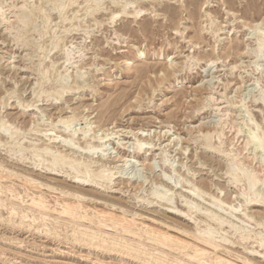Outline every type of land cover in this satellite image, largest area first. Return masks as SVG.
Listing matches in <instances>:
<instances>
[{
  "label": "rangeland",
  "instance_id": "rangeland-1",
  "mask_svg": "<svg viewBox=\"0 0 264 264\" xmlns=\"http://www.w3.org/2000/svg\"><path fill=\"white\" fill-rule=\"evenodd\" d=\"M62 1L0 0L3 12V16L0 14V122L21 133L18 138L24 147L31 141L44 144L37 141V133H50L58 139H66L74 133L80 139L105 137L104 153L110 155L111 162L118 157L135 162L134 167L129 164L124 170L120 168L123 162L110 164V168L114 165L121 171L112 170L120 172L114 177L129 175L131 180L141 181L138 185L142 184L143 190L134 193L128 188L123 190H128L125 194L97 192L105 200L121 202L129 212L143 214L147 219L180 221L164 213L165 208L159 204L154 205L150 194L167 189L164 185L160 187L162 181L170 183L169 186L179 182L177 186L183 190L188 189L186 183L190 180L219 201L239 209L244 204L240 193L246 188V182L235 185L224 175L226 155L231 156L230 152L232 156L237 152L235 158L244 163L246 169L253 168L257 172L260 179L257 188L264 194V49L258 56L254 53L257 39L264 41V0H128L132 3L128 5L130 10L143 9L145 16L134 20L120 18L118 14L113 22L112 15L121 12V5L127 0H120L119 5L111 0H98L101 5L98 12H93L95 14L89 13L95 8L91 0L89 3L87 0ZM23 4L24 9L31 12L26 29L24 25V29L21 28L22 23L20 27L18 20L15 22V14L20 15L21 11L17 10ZM66 52L70 54L69 61H66ZM78 74L82 75L78 79L84 78L85 87L65 93L58 100L64 80L61 76L68 75L64 82L70 87L76 75L80 77ZM54 92L57 93L54 95ZM209 95L213 99L210 100ZM50 96L56 100H51ZM29 104L44 109L43 116L30 110L32 107L26 110L24 106ZM59 120H67V125L58 123ZM240 128L242 134L237 131ZM247 130L249 135L254 131L258 137L263 135L262 149L255 150L253 145L244 148L249 136ZM206 131L211 134L210 138L209 134L204 138ZM135 139L150 143L151 149L143 151L146 152L144 158L143 155L132 158ZM3 140L5 138L0 136L3 165L14 171H25L30 178L44 184L57 186L61 182L70 187L61 177L39 175L21 164L10 167L16 156L7 152L9 148ZM206 142L211 148L206 149ZM76 143L84 147L82 141ZM52 149L64 150L59 145ZM24 154L30 158L29 152ZM120 178L115 179V186L121 182ZM12 182L19 199L25 203L32 194H42L51 204L53 195L56 196L45 187L34 189L21 179H12ZM24 188L28 190V198ZM83 190L95 192L88 187ZM177 192L179 189H174L169 195L174 198V205L183 209ZM141 197L153 201V205L142 202ZM198 203L209 209L215 208L216 202L204 197ZM244 212L254 220L248 222L239 213L236 217L243 222L238 225L264 234V205L254 203ZM148 222L145 224H150ZM42 225L40 221L31 223L28 218L10 219L7 211L0 207V264H143L116 253L73 243L71 229L57 228L45 233ZM254 262L264 264L257 256Z\"/></svg>",
  "mask_w": 264,
  "mask_h": 264
},
{
  "label": "bare ground",
  "instance_id": "bare-ground-1",
  "mask_svg": "<svg viewBox=\"0 0 264 264\" xmlns=\"http://www.w3.org/2000/svg\"><path fill=\"white\" fill-rule=\"evenodd\" d=\"M91 1L94 5L93 7L95 8L93 9L91 8L89 10L90 14H92L94 11H97L98 6L101 5L99 3L101 0L100 1L91 0ZM111 2H113V4L115 5L117 4L119 5L120 0L119 1L111 0ZM51 3L53 4V2ZM113 4L112 6H114ZM130 4L132 3H130L129 1L125 2L124 5H121L120 3L122 7L121 12L118 13L115 12V14L112 15V18L110 17L111 21L113 22V20L118 17V14L121 15L120 18L134 19V20L145 16V10L143 9L134 8L130 10V7L128 8V5ZM23 6L24 4L20 6V10L19 8L17 10V11H21L20 15L14 13L16 16L18 15L17 17L15 16V18H17L15 19V22H17L16 20H18L19 24L22 23V27L20 24V27L22 29H24L23 25L25 26L27 23L30 22L31 19V12L26 11ZM30 7L31 6H29V8ZM60 8L62 9L61 6ZM60 8L57 6V9ZM21 9H24L25 12L24 10ZM2 13L0 11L1 15ZM85 16H87V14ZM208 16L210 15L208 14ZM209 22L211 23L212 21L209 19ZM33 23L34 22L32 21V24ZM20 27L19 29H21ZM26 27L27 26H25V29ZM257 27L255 28L258 29ZM254 40L256 42V39ZM256 43H257V48H255V52L252 50L254 48H252L251 50L255 53L256 56H258L259 54H261V51L264 49V41H262L261 38H258ZM69 56L70 54L67 53L66 61L70 60ZM140 57L141 56L139 54L138 58ZM64 76H61V79L63 77L65 80V78L68 75L65 77ZM78 76L80 77H77L76 75L75 77L76 80L74 79L75 81L73 82V85L70 87H67L69 83L66 82L65 84L64 80L62 82V80L59 79L61 80L62 84L65 85L63 86L61 84L62 92H60V94L58 93L59 95L57 96L59 97L58 100H60L61 96H64L65 93L68 94V92L71 93L74 92L75 90L78 91L82 89L81 87L86 85L84 83L85 81H83L84 78H82L83 80L81 79L82 82H79L80 79L78 78H81L82 75L78 74ZM54 84H52V86ZM175 86L177 85L175 84ZM56 93L54 92L53 94L55 95ZM36 94H38V92ZM49 98L51 99V96ZM209 99L211 100L213 98L210 96ZM51 100H56V99L53 98ZM205 101L207 102L208 100ZM21 103L24 104V102L22 101ZM24 107L26 108V110L28 107H32L33 109L30 110L32 111L35 110L36 112L38 111L39 114L37 115H41L45 111L41 107L39 108L37 105L29 104ZM246 111L247 109L245 110V112ZM42 116L43 114L41 115V117ZM38 119L40 120L41 118ZM72 120H74V118ZM67 122H68L67 120L58 121V123L62 125L64 124V126ZM70 123L72 124V121H70ZM17 130H19V128ZM237 131L240 133L242 130L240 128ZM198 132L200 135L201 130H199ZM238 132H236V134H239ZM249 132L251 133V131ZM19 133L20 132L14 131L10 127H7L6 124H4L3 122H0V136L5 138L6 140L5 145H8L9 148V151L7 152H9L10 155L16 156L15 161L14 159L11 160L12 164L10 165V167H12L13 165L19 166L21 164L23 168H26L32 172H38L39 175L42 174V175H53V176L61 177L63 178V181L70 183V187L68 185H62L61 182L57 186L56 184L55 186H51L48 185V183L47 184L41 183L38 181V179L36 180L33 179L32 177L30 178V175L26 174L25 171L18 172L20 169L18 171H14V169L12 170L6 167V165H3L2 162H0V207H2V209L4 208V210L7 211L10 219L11 218L13 219V217H17L20 221H23L28 218L31 221V223L34 222L36 223V221H40L41 223H43L41 227H44L46 229L45 233L56 231L57 228H63L65 230L71 229L70 237L72 238L73 243L83 244L88 246L89 248L98 249L106 253H116L121 256H125L129 259L135 260L137 262H141L143 264H257L254 262V257L256 256L257 258L263 260V262L261 263H264L263 232L261 231L255 232L246 225H238V222H243V221L240 218L236 217L237 214L241 213V215H243L248 222H252L254 220V217L252 215L249 216L248 215L249 213L246 214L244 211L247 209L249 205L253 206L254 203L264 205V194L257 188L258 183L260 185L259 182L260 179L258 178L257 172L253 170V168L252 170H250L249 167H248L249 169H246V167H244L243 165L244 163L242 164L239 159L237 160L235 158L234 155L237 152L236 153L233 152L234 153L233 156L231 152L229 153V155L231 154V156L226 155V157H228V161L226 162L227 168H225L226 171L224 170L225 171L224 175H226L228 178H231L232 180H230V182L231 181L234 182L235 185L241 181L246 182V188L243 189V191H241L240 193V197L243 198L244 204L239 206V209H233L230 203L221 200L219 201L217 197L215 198L213 195L205 192L201 187L196 186V184L191 182L190 180H188L186 183L188 185V189H184L183 186H181L183 190L178 188L177 185L179 184V182L174 183L173 186H169L170 183L168 185V182L161 180L162 182L160 187L164 185L165 187H167V189H165L163 193L154 191L150 195L153 196V200L155 202L154 205L159 204L160 207L165 208L163 212L179 219L180 221L178 223V220L167 222L166 220L157 219V218L147 219L143 214H138L136 212H129L127 209L124 208L125 205H123V203L116 202L115 200L112 199L105 200L103 197L99 195L97 191H101V192L106 191L107 193H114V194H120V193L125 194V192H127L128 190H126L125 192L123 190L128 188H131V190H133L134 193L143 190L142 184L138 185L140 184L141 181L137 182V179L131 180V178H128L129 175L126 178H120L119 176L114 177V175L118 173L119 168L114 165L112 168H110L109 167L110 164L116 162H123V165L120 168L124 170L125 167L127 168V166H130L129 164H131L134 167L135 162L130 159L120 160L121 159L120 157H118V159L115 157L117 160L115 159V161L111 162L110 155H106L104 153L106 152V149L103 147L106 142H102V141L105 139V137L96 139L97 138L96 136H94L93 138L91 137L86 138V136H83L82 139H80L78 137H75V133H74V134H69V136L66 139L63 138L58 139L59 137L53 136L50 133L47 134V133L36 132L38 134V135L36 134L37 141H43L44 144L38 145L31 141L29 144H27L28 146L24 147L21 144L22 141H20L18 138ZM52 133L54 134V132ZM85 133L86 132L83 131V134ZM208 134H209L208 131H206V133H204V138H206ZM247 134H248V130H247ZM210 135L211 134H209L208 136L209 138ZM244 135L247 136L246 134ZM262 137L261 136L258 137L254 131L249 136H247V142L244 148H246V146L248 147L249 145L251 146L253 145L255 150L262 149L263 139H264V138L262 139ZM135 140L136 141L133 144V148L131 152L133 154L132 158H134L135 155H139V156L143 155L144 158L145 153L151 149L150 143H144V142L142 143L141 140L138 139ZM218 140L219 138L217 139V141ZM76 141H82L84 147H81L78 143H76ZM95 143H97V145H94ZM57 145H59V147H61L64 150L63 151H61L60 149L53 150L52 148L57 147ZM144 145H147L148 147L147 148L143 147ZM204 145L205 146L207 145L206 149L211 148L209 143L207 144V142ZM144 150H146L145 153L143 152ZM217 151L222 154L224 153L228 154L223 150L217 149ZM24 152H29L30 158H26ZM255 152L257 153V151ZM254 153L252 152L251 154ZM128 156H130V154ZM262 158H264V156ZM258 162L261 163L260 160ZM149 167L150 169L152 168L151 165H149ZM114 169H118L116 173L112 172V170ZM173 171L176 170L173 169ZM120 172L118 174H120ZM119 178L121 182L115 186V179H119ZM12 179H17V180L21 179L24 183H26V185H29L34 189L45 187V189L47 188L51 190L52 193L55 192L56 196L53 195L54 196L53 202L51 204L42 194L40 193L32 194L28 202L25 203L23 200H21V198L19 199V194L16 193V190L11 185ZM18 182H20V180ZM123 184L125 186L121 187V185ZM261 184H263V182ZM29 186L28 188H30ZM84 187L91 188L95 192L92 193L85 192L83 190ZM174 189L175 190L179 189L177 195L180 198V207H182L183 209H178V206L174 205L173 202L174 198L171 195H169V192H172V190ZM26 190L27 189L24 188V194L28 198V194H27L28 190L27 191ZM217 190L220 189L217 188ZM219 193H221V191H219ZM204 197H209V199L216 202L214 203L215 208H209V209L206 207L202 208L198 203V201L201 200L203 201ZM140 200L146 203L147 205H153L154 203L153 201L145 200L143 197H141ZM35 214H37L38 217L35 216ZM145 221H149L148 223L150 224H145ZM56 236H58L57 233ZM232 248H236L237 250ZM232 257L233 260H230V258Z\"/></svg>",
  "mask_w": 264,
  "mask_h": 264
}]
</instances>
